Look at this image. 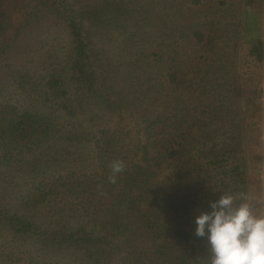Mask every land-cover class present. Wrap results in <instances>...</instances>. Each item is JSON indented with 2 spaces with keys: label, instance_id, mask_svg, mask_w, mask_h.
I'll return each mask as SVG.
<instances>
[{
  "label": "trees",
  "instance_id": "obj_1",
  "mask_svg": "<svg viewBox=\"0 0 264 264\" xmlns=\"http://www.w3.org/2000/svg\"><path fill=\"white\" fill-rule=\"evenodd\" d=\"M242 1L234 44L240 60L253 67V75L233 83V91L256 74L260 81L255 68L264 64L260 12L248 9L255 0ZM166 3L149 0L152 9ZM142 5L143 0H0V37L11 36L0 50L18 38L39 7L54 14L68 38L62 66L49 69L44 63L39 74L25 76L40 98L36 100L31 90L25 92L38 102L36 109L0 99V144L3 155L9 156L2 155L0 163L12 161V150L22 157L32 150L31 160L18 162L30 167L36 181L18 196V204L0 202V244L13 242L0 264H208L207 238L194 233L198 208L193 207L191 197L194 200L197 193L188 194L185 189L198 187V178L204 176L198 168L203 160L215 168L228 163L230 152L224 149L217 154L207 148L203 129L223 122V109L218 112L209 104L198 109V102L191 105L192 101L180 109L178 73L172 64L162 65L153 74L147 72L142 81L138 77L144 86L139 102H147L139 121L136 108H127L130 102L124 96L97 82L101 70L104 78L114 79L116 66L89 47L93 34L103 23L114 26L116 17L128 18ZM188 35L195 42L204 33L191 29ZM150 54L156 58L150 66H158L163 52ZM19 81L21 87L24 80ZM163 93L170 97L168 107L161 102ZM247 130L238 123L232 138L241 140ZM43 144L49 150L41 149ZM192 152L198 154L196 162L189 158ZM246 157H234L228 172L245 177ZM116 159L125 167L112 183L110 163ZM192 164L193 175H186ZM164 168L169 174L162 177ZM225 172L220 169L221 180ZM204 183L208 179L203 189Z\"/></svg>",
  "mask_w": 264,
  "mask_h": 264
},
{
  "label": "rangeland",
  "instance_id": "obj_2",
  "mask_svg": "<svg viewBox=\"0 0 264 264\" xmlns=\"http://www.w3.org/2000/svg\"><path fill=\"white\" fill-rule=\"evenodd\" d=\"M219 1L224 4L220 5ZM243 7L242 0H212L198 4H193L190 0H167L164 7L152 9L149 0H143L142 7L132 10L128 18L116 17L114 26L111 27L103 23L93 34L89 45L100 59L110 60L116 66L114 79L104 78L106 74L101 70L97 82L110 86V90L116 95L124 96L122 98L130 102L127 108H136L137 121L140 112L147 107L145 99L139 102L142 99L140 90L144 86H140L138 77L142 81L147 72L156 73L166 63L177 68L176 94L180 109H185L191 101V105L198 102V109L205 108L206 104L218 108V112L223 109V122H215L203 129L208 138L207 148L214 149L217 154L224 149L230 152L228 163L222 168H215L214 165H204L203 160L198 166L204 176L198 178L200 181L197 188L203 189V182L207 179L208 185L204 183V189L198 192L197 188L185 189L187 193H197L194 200L191 197L193 207L198 208L197 214L199 211L210 210L209 202L217 199L221 192L247 199L255 213L264 214V64L255 68V72L262 76L260 81L256 79V74L255 79L233 91V83L237 84L243 77L253 75V67L240 60V51L234 44ZM248 9L250 13L256 10L260 12L259 26L264 33V2L255 0L252 8ZM191 29L202 30V40H188ZM9 37L11 36H7V39L0 37V45L9 42ZM67 46L66 31L56 22L54 14L44 7L35 9L28 23L20 29L18 38L10 46L0 50V99L16 102L19 107L29 105L36 109L38 102L33 101L25 92L31 90L36 100L40 101V98L36 97L25 76L34 72L39 74L40 66L44 63L49 69L57 67L58 64L62 66L68 51ZM153 50L162 51L163 54L159 65L151 67L153 60H156L150 54ZM171 57L175 60L172 61ZM135 58L139 61L135 62ZM134 62L136 65L131 67L130 64ZM136 72L139 74H135ZM241 73H244L243 76ZM19 80H24L21 87ZM163 95L161 102L164 107H168L170 97L164 93ZM238 123L245 124L248 129L240 137L241 140L232 138L236 134ZM41 149L49 150L44 144ZM4 152L0 144V157ZM12 153L13 158L9 164H6L7 160L0 163V202L8 205L18 204L21 199L18 196L30 190L36 183L30 167L23 164V161L18 162L23 158L25 161L31 160L33 151L24 152L23 157L17 154L18 151L12 150ZM192 153L189 158L196 162L198 154ZM5 155L8 156L4 154L3 158ZM240 155L248 156L245 158V177H237L228 172L234 157L240 158ZM191 166V171L185 169L186 175H193L194 165ZM220 169L226 170L222 180L220 177L223 173H220ZM166 174L169 171L164 168L160 175L163 177ZM239 202V199L236 200V203ZM12 243L9 241L3 246L0 244V259H3Z\"/></svg>",
  "mask_w": 264,
  "mask_h": 264
},
{
  "label": "clouds",
  "instance_id": "obj_3",
  "mask_svg": "<svg viewBox=\"0 0 264 264\" xmlns=\"http://www.w3.org/2000/svg\"><path fill=\"white\" fill-rule=\"evenodd\" d=\"M124 167L122 160L111 161L110 182ZM209 208L194 217L195 235L207 238L208 264H264V214L255 213L247 199L223 192Z\"/></svg>",
  "mask_w": 264,
  "mask_h": 264
}]
</instances>
